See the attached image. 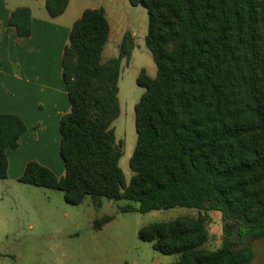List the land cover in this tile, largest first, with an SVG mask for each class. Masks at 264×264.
Here are the masks:
<instances>
[{"label": "trees", "instance_id": "obj_1", "mask_svg": "<svg viewBox=\"0 0 264 264\" xmlns=\"http://www.w3.org/2000/svg\"><path fill=\"white\" fill-rule=\"evenodd\" d=\"M129 2L148 11L146 45L157 65L155 77L143 69L137 78L145 91L135 105L129 183L113 123L120 114L122 62L134 46L127 33L119 55L102 61L111 33L104 7L84 10L62 57L71 103L60 121L65 174L31 160L19 181L62 190L74 205L88 195L139 203L122 212L220 210L225 238L219 248L205 247L203 216L158 222L139 237L157 251L179 255L170 264H252L253 248L240 243L264 238V0ZM68 3L46 0V8L57 17ZM9 24L19 38L28 37L31 10L16 9ZM26 131L18 115L0 113L1 179L8 176L7 149H17ZM111 219H98L96 227Z\"/></svg>", "mask_w": 264, "mask_h": 264}, {"label": "rangeland", "instance_id": "obj_2", "mask_svg": "<svg viewBox=\"0 0 264 264\" xmlns=\"http://www.w3.org/2000/svg\"><path fill=\"white\" fill-rule=\"evenodd\" d=\"M77 7H104L108 11L111 33L102 61L117 57L127 33L132 34L134 49L123 60L119 78L120 114L114 121L116 141L123 148L120 166L127 183L133 172L130 158L137 143L135 105L145 89L137 84L144 69L155 77L157 65L146 45L149 28L148 11L129 0H73ZM40 146L24 145L20 156L47 155ZM101 203V204H99ZM138 207L130 200L112 201L91 195L82 203L66 202L62 190L51 189L0 178V264H170L179 255L157 251L151 242L139 237V231L158 222L180 217L203 216L209 230L208 249L222 246L225 231L220 210L176 206L148 212H122L125 205ZM109 215L112 219L101 228L96 221ZM240 242L238 235L233 237ZM255 253L252 264H264V238L245 239ZM239 245V246H240Z\"/></svg>", "mask_w": 264, "mask_h": 264}, {"label": "crops", "instance_id": "obj_3", "mask_svg": "<svg viewBox=\"0 0 264 264\" xmlns=\"http://www.w3.org/2000/svg\"><path fill=\"white\" fill-rule=\"evenodd\" d=\"M22 7H28L32 14L31 34L26 38H19L9 24L12 12ZM87 8L69 0L63 14L51 17L46 0H0V113L18 115L27 126L20 146L7 149L5 180L19 181L31 160L49 167L59 177L65 174L60 121L71 103L62 57L74 23ZM24 145L40 146L47 155L22 158Z\"/></svg>", "mask_w": 264, "mask_h": 264}]
</instances>
